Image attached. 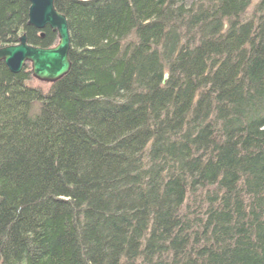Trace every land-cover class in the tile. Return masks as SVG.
Returning <instances> with one entry per match:
<instances>
[{
    "label": "trees",
    "instance_id": "trees-1",
    "mask_svg": "<svg viewBox=\"0 0 264 264\" xmlns=\"http://www.w3.org/2000/svg\"><path fill=\"white\" fill-rule=\"evenodd\" d=\"M252 1L54 0L68 72L43 93L0 61V264H264ZM28 7L0 0V46L56 42Z\"/></svg>",
    "mask_w": 264,
    "mask_h": 264
},
{
    "label": "water",
    "instance_id": "water-1",
    "mask_svg": "<svg viewBox=\"0 0 264 264\" xmlns=\"http://www.w3.org/2000/svg\"><path fill=\"white\" fill-rule=\"evenodd\" d=\"M29 3L27 24L36 30L49 28L56 34V43L38 47L27 43L21 34L15 44L0 46V61L12 73H18L29 65L31 76L38 81L53 83L63 77L70 68V35L66 17L54 6V0H26ZM42 35V33H41ZM168 78L165 72L164 83Z\"/></svg>",
    "mask_w": 264,
    "mask_h": 264
},
{
    "label": "rangeland",
    "instance_id": "rangeland-1",
    "mask_svg": "<svg viewBox=\"0 0 264 264\" xmlns=\"http://www.w3.org/2000/svg\"><path fill=\"white\" fill-rule=\"evenodd\" d=\"M257 1L258 0H253L252 1L251 5L246 10L245 15L242 16V19L247 20V19H249V18H251L253 16V9H254L255 3ZM27 66L29 67V65H27ZM29 84L32 85L33 87L39 88L43 93H46L49 90V88H50V84L49 83L38 81L37 79H35L33 77L30 78Z\"/></svg>",
    "mask_w": 264,
    "mask_h": 264
}]
</instances>
